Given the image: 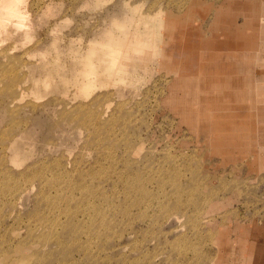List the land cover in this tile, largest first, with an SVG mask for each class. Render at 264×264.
I'll use <instances>...</instances> for the list:
<instances>
[{
  "label": "rangeland",
  "instance_id": "rangeland-1",
  "mask_svg": "<svg viewBox=\"0 0 264 264\" xmlns=\"http://www.w3.org/2000/svg\"><path fill=\"white\" fill-rule=\"evenodd\" d=\"M263 14L0 0V264H264Z\"/></svg>",
  "mask_w": 264,
  "mask_h": 264
},
{
  "label": "crops",
  "instance_id": "crops-1",
  "mask_svg": "<svg viewBox=\"0 0 264 264\" xmlns=\"http://www.w3.org/2000/svg\"><path fill=\"white\" fill-rule=\"evenodd\" d=\"M163 14V13H162ZM161 14V15H162ZM161 18H163L162 16H161ZM261 20H262V25H261V28H260V30H261V32H262V37L264 38V14H263V16L261 17ZM161 22H162V20H161ZM161 26H162V23H161ZM150 33V32H149ZM150 35V36H149ZM147 34V38H146V40H145V44H146V46H147V48H146V50H142L140 53H151L152 55L154 54L155 55V53H159V48L157 47V46H155V44H154V38H153V36H151V33L150 34ZM166 50V49H165ZM164 50V51H165ZM139 52H136V51H132V52H129V51H126V54H140ZM243 55V54H242ZM242 55H238V57L239 56H242ZM238 57H234V56H231V59L232 58H238ZM229 59H230V57H229ZM205 68H202L201 67V70H204ZM182 82H180V84H181ZM219 84V83H221V79L219 78V79H214V84ZM180 86H182V85H180ZM257 95H258V93H257ZM256 98H257V96H256ZM262 102V97H259V99H257V102Z\"/></svg>",
  "mask_w": 264,
  "mask_h": 264
},
{
  "label": "bare ground",
  "instance_id": "bare-ground-1",
  "mask_svg": "<svg viewBox=\"0 0 264 264\" xmlns=\"http://www.w3.org/2000/svg\"><path fill=\"white\" fill-rule=\"evenodd\" d=\"M14 4H15V3H14ZM7 5H8V3H7V4H4V3H3V4H2V8H3V9L6 8V9H5L6 11H7V10L10 11L11 7H10V6L7 7ZM9 5H10V4H9ZM15 5H16V4H15ZM15 5H14V6H15ZM12 6H13V5H12ZM9 7H10V8H9ZM2 8H1V9H2ZM8 8H9V9H8ZM12 8H13V7H12ZM14 11H15V10L11 9L10 13H12V12H14ZM17 12H18V11H17ZM4 15H5V14H4ZM8 15H9V14H8ZM11 15H12V14H11ZM13 15H14V14H13ZM10 18H11V17H10ZM1 21H2V20H1Z\"/></svg>",
  "mask_w": 264,
  "mask_h": 264
}]
</instances>
